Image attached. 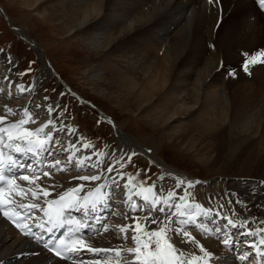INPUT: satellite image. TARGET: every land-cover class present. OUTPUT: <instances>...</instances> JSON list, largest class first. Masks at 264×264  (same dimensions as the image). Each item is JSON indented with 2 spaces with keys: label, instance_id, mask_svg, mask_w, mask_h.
Instances as JSON below:
<instances>
[{
  "label": "bare ground",
  "instance_id": "bare-ground-1",
  "mask_svg": "<svg viewBox=\"0 0 264 264\" xmlns=\"http://www.w3.org/2000/svg\"><path fill=\"white\" fill-rule=\"evenodd\" d=\"M47 1L53 4L48 5L46 10H49L60 29L67 34L74 33L82 36V40L87 42V46L104 50L106 54L104 67L108 72H116L117 75L109 73L114 82L107 79L105 82V79L95 70L93 74L87 76V79L96 84L97 88L107 83L105 85L110 88L109 95H115V99L125 105L134 104L137 106L144 120L151 117L154 122L156 121L161 126L170 122L169 129L176 127L174 123L178 122L179 116H188L189 121L185 124L182 123L179 131L171 133L174 140L180 144L185 143L186 146L197 144L201 139H206L209 136L217 143H221L223 140L222 149L217 146L218 150L223 151L227 148L226 144H229L224 140L228 134L236 137L245 136L244 138L246 136L255 137V139L252 138V140L245 142L240 149L235 143L224 153H220L225 159V162L221 164V169L227 170L229 161L237 155L246 159L254 167H259V164L264 166V155L259 156L264 150V65L255 64L256 73L261 77L255 84L250 83L248 85L249 80H247L246 84H236V86L234 84L235 87L232 86L235 91L232 95L229 93L230 98L232 97L229 106L225 104L226 98L223 99V91H225L228 83L231 85L235 82L232 81L233 78L226 77L231 81L227 80V82L225 79L224 83L220 82L224 84L223 86L220 84L222 89L215 88L216 82L223 81L219 71L222 61L229 63V75L235 74L243 67L244 63L234 64L242 56L247 57L251 54L254 51V46L264 44V8L260 7L258 0H24L25 3H28L27 5H33L34 8L41 5L40 3H48ZM192 9L194 10L192 11ZM176 23L180 24H178L179 27L173 28ZM17 33L26 37L20 31ZM206 41L208 44L212 42L213 47L210 50L206 46H202V42L206 43ZM216 44L219 50L214 46ZM204 47L209 52H206ZM236 51L248 54L239 56ZM3 55L0 53V118H3V122H0V128L7 130L4 132L5 135L15 133V137H17L25 134L20 133V125L28 122V115L37 108L32 106L27 112L20 115L12 113L21 112L25 105H29L27 99L30 98L28 96L36 94L37 91L35 85L29 91L23 88V91L21 90L20 85L16 83L18 80L13 63L8 56ZM200 59L203 61L198 64ZM251 70L255 74L252 68ZM188 85H191V90L187 89ZM4 87L7 89H17L18 87L21 92L25 93V98L19 99L20 91L17 93L12 91L5 95ZM19 103L22 106L20 109ZM36 114L45 120L34 129L37 133V129L44 128L40 134L43 136L42 139L45 138V153L43 156H38L40 149H37L32 153L11 155L16 161L15 166L21 168L22 173L30 176L27 184H22V190L28 191L27 195H22V197L28 198L29 201L17 203L15 210L7 206L4 212L11 214L12 211L21 210L27 213H37L43 203L55 200L60 192L72 185H80L78 191L80 193L86 192L85 196H87L92 186L96 182L102 181L101 179H103L102 185L97 191H106V188L107 191H112L111 193L116 192L114 195L110 194V197L113 198L111 201L114 207H121L120 202L117 203L115 200L116 197H120L117 192L127 187L120 180L118 167L122 160L118 161L117 158L122 156L124 149H121L116 155L105 156L100 163L101 171L98 173L97 169L90 165V162H81L77 155L74 156L73 153H69V149L75 151L82 146V143L77 142L80 139H75L73 133H66L68 125L60 115L58 116L54 112L48 114V111L41 110V107L40 110H36ZM38 118H35L37 124ZM49 119L54 120L56 129H63L53 134V142L47 140V130L52 127L48 125ZM13 124L16 127H12ZM165 127L167 128V126ZM257 135L258 139H256ZM119 136L130 148L141 150L142 146L136 144L135 141L132 142L131 139L128 141L129 138L126 140L127 137L123 134H119ZM63 138H66L70 144H73L74 141L77 144L74 147L68 146L64 149L60 147L63 144L60 139ZM73 138L74 140L71 141ZM155 142L157 143V141ZM48 147L56 148L51 150L52 153L58 151L54 155H47ZM149 148L151 149H147V151L144 147V152L146 151L149 157L158 155L157 144L155 145L153 142ZM219 157L217 158L219 159ZM49 158H62L63 160L59 159L60 164L51 168L55 162H48L46 165L43 162ZM64 160L66 162H63ZM71 162L74 164L80 162L78 163L79 167L77 165L75 168L73 165V169H76L78 173L76 175L74 172H70V175H56L54 181L51 179L52 184L49 187L48 177H45L46 180H44L40 173L44 170H51L53 173L66 170ZM21 165L27 167H21ZM10 166L15 169V166ZM106 167L115 170L106 173L107 171L104 170ZM86 171L89 173L95 171L92 176L99 175L102 178L98 181L80 179L86 176ZM18 183L19 181L13 184L12 190ZM116 185H118L117 188L120 187L118 190L114 187ZM129 185L131 186V184ZM261 185H254L253 188H257L256 190H250L251 187L244 190L245 192L236 189L237 187L233 185L231 186L234 187L230 197L234 198L233 214L235 217L228 215L226 221L228 218H234L236 221L239 218L242 219V224L237 227L228 225L227 222L223 224L220 218L224 220V212H219L218 217L205 215L209 205L203 203L201 210L206 212L203 217L204 223L198 220L201 216L197 210H194L195 223L189 221L181 225L176 219L170 222L164 217L155 224H149L147 220L152 217L148 216L143 223L145 226L140 230L134 228L135 231H133V229L130 230L125 227L129 225V222L133 225V222L136 221L130 218L127 208L121 207L123 211L120 208H114L121 213H116V217L109 220L113 226V229L109 227L111 233L97 234V225L95 227L88 226L86 230L88 239L81 245V251L73 264H132L136 260L135 255L121 251L137 246L136 242L131 239L132 235H135L140 244L143 245L148 239L145 235L146 232L158 231L163 228L165 229L164 236L176 239L173 229L179 231L184 229L186 224L199 226L195 229L196 235L191 234L188 229H184L189 233L188 238H186L188 244L184 256L178 254L174 256L179 264H199L200 257L206 256L204 252L200 251L201 245L209 251L208 259L216 260V263L211 264H244L245 262L264 264V257H261L253 247L255 245L259 248L260 241L264 240V200H262L264 187L262 188ZM249 191L252 192L249 193ZM149 198L156 199L152 194L149 195ZM162 201L170 202V214L174 215L177 210L174 201L169 199H162ZM7 203V199L4 198L0 205L5 206ZM177 204L184 205L181 202ZM21 205L28 207L22 208ZM32 205L36 207L31 208ZM98 205H100V210L95 211ZM139 207L138 205L137 209ZM162 208L166 213L168 206L163 205ZM76 209V213L84 214V218L88 219L87 223H93L97 220L102 222L105 216L109 217L106 213L107 204L104 200L97 204L89 203L85 207L81 205ZM3 213L0 212V264H71L52 258L38 247L39 242L37 240L29 242V240L19 237L2 219ZM138 213H140L141 222L143 213L139 210ZM122 219L124 220L122 221ZM140 225L142 226L141 223ZM114 229L117 231L114 232ZM246 229L248 232H245ZM217 230L218 232H215ZM216 233L220 234L221 240L226 237L230 241V245L227 247L223 243L221 244L223 246L221 251L215 248L213 239L203 238L209 235L215 237ZM193 237L202 238L203 241L199 245L193 244L191 243ZM125 239L127 242L122 241ZM233 240L235 243L232 245ZM164 245L165 240L161 239V257L167 256L169 258V253ZM91 248L111 249L112 251L94 253L89 251ZM117 251L121 252L119 256L116 254ZM143 251L148 253L154 249H143ZM261 251L264 252V247L261 248ZM245 252H248L246 256L248 259L241 261L237 255ZM171 255L173 256V254ZM99 256L109 258V260L99 262L97 260Z\"/></svg>",
  "mask_w": 264,
  "mask_h": 264
},
{
  "label": "rangeland",
  "instance_id": "rangeland-1",
  "mask_svg": "<svg viewBox=\"0 0 264 264\" xmlns=\"http://www.w3.org/2000/svg\"><path fill=\"white\" fill-rule=\"evenodd\" d=\"M27 4L28 3H25L24 0H0V52L8 56L13 63L18 83L23 87L29 88H33V85L36 86L37 93L34 98L31 99V104L34 105V107L39 106L36 107L37 110H40L41 107V110L48 111V108L51 106L53 109L52 114L53 112L57 113L58 116L60 115V117L64 119L63 121L70 126L72 117L78 115L80 121L78 118L76 120L79 124L81 122L78 133L82 136L81 138L84 139V144L91 143L89 147L92 148V146H95L103 158L110 154L116 155L117 152L124 149L121 154L122 156L117 158V160H122V163L118 167V172L121 173L125 181H130L144 187L151 186V184L156 182L157 184H161L157 186V189L162 191L164 195L174 197L175 199L183 198L185 202L188 200L192 201L193 199L202 201V199L207 198V196H210L213 201L214 195L210 191L216 196L218 195V198H221V196L226 198L233 194L232 189L234 187L242 191L251 187L252 189L250 190H256L257 188H253L254 185L260 186L262 184L261 187H264V166L261 164H259V167H254L249 164L246 159L237 155L235 158L233 157L231 159V161L233 159L235 160L232 162L229 161L227 170L221 169V164L225 162V159L220 153H224L225 150L229 149V147L235 143L237 148L240 149L245 142L252 140V138L255 139V137L251 138L246 136V138L249 139L247 140L244 138L245 136L236 137L228 134L224 140L229 144H226L227 148L225 146L226 149L223 151H221L223 140L221 143H217L209 136L206 139H201L194 145L186 146L185 143L180 144L177 140H174L171 133L173 134L179 131L182 123L185 124L189 121L188 116H179L177 118L178 122L174 123L176 127H173L172 130L169 129L170 122L161 126L157 124L156 121L154 122L151 117H148V120H144L137 106L134 104L125 105L123 102L121 103L118 99H115V95H109L110 88L105 85L107 83L97 88L98 86L96 84L91 83L89 79H87V76L93 74L95 70L96 73L99 72L97 74L105 79V82H107V80H113L110 74L117 75L116 72H108L106 67H104V56H106L104 50L87 46V42L82 40V36L74 33L67 34L64 30L60 29L57 25V21L50 15L49 10H46L48 5L53 4L52 2L40 3L41 5L37 8ZM194 7L193 5V8ZM193 10L194 9H192V11ZM178 24L179 23H176L173 28L179 27L180 24ZM18 31L25 34L26 37H22L17 33ZM27 38L30 42H26ZM202 46H206L208 50L213 47L212 42L208 44V41H206V43L202 42ZM214 46L219 50L217 44ZM253 49L254 51L247 57L242 55L248 53L236 51V54L242 57L234 65L246 62L248 64V71H244L242 67L239 71H236L235 74L229 75V63L222 61L220 64L222 66H220L219 70L221 73L220 78H222L223 81L216 82L215 88L222 89L221 87L224 85L225 79L226 81H231L227 79L229 77L233 78L232 81H235L231 85L228 83L227 87H225L226 92L223 91V99L224 97L226 98L225 104L228 106L231 105L230 102H232V97L230 98V96L234 93L233 91H235L232 89L234 84L235 86L236 84H246L247 80H249L248 85L250 83L255 84L256 81L261 78L259 74L256 73L255 64L264 65V44H258L254 46ZM206 52L209 51L206 49ZM202 59H200L198 64H201L203 61ZM224 59L226 60L225 57ZM251 68L254 70L255 74L252 72ZM55 73H57L58 77ZM39 74L41 75L39 76ZM61 80L68 86L65 87L61 83ZM112 82H114V80ZM66 88L68 91H66V93L62 92V90L64 91ZM4 89L3 92H5V95H8L12 91L14 93L20 91L19 88L18 90L9 88L12 90L7 93V88L4 87ZM187 89L191 90V85H188ZM229 93H231V95ZM19 94L20 97L25 98L24 92L20 91ZM45 97L48 99L47 104L44 100ZM28 98H30V95ZM86 100L91 102L94 106ZM99 110H102L103 113H100ZM179 120L181 121L179 122ZM165 126H167V128ZM32 127V125L24 126L25 129H30ZM72 130L74 129L72 128ZM67 131L66 133L68 134L71 131L69 126ZM118 133L127 137L126 140L129 138L128 141L132 140V142L135 141L136 144L141 145V150H134L127 146L126 142L123 141ZM73 134L75 136L74 138L80 139L74 132ZM158 135L159 137H156ZM256 139H258V135ZM152 141L155 145L157 144L158 155L149 157L146 151L144 152V147L146 150H150L151 148H149V146L152 145ZM155 141H157V143ZM217 146L221 149L218 150ZM135 153L136 155H134ZM262 155H264V150L259 156ZM218 156H220L219 159L217 158ZM129 157H131L130 160ZM259 158L261 159L262 157ZM71 165V172H73L75 171L73 169V165L75 166V164H69V168H71ZM69 172L70 170L61 171L59 175H67ZM49 175L45 177H48V186L50 187L52 184L50 182L51 179L54 181L56 176L51 172ZM220 177H222L221 181L217 180ZM197 178H202L203 183H200L201 181ZM210 181L213 185L210 184ZM207 182L209 183L208 185H206ZM179 185H182L183 188ZM232 185L234 187H231ZM114 187L117 190L120 188H117L118 185ZM141 189L148 188L141 187ZM171 191H175L177 195L172 194ZM224 192H227V194H223ZM251 192L252 191H249V193ZM189 196L190 199L188 198ZM207 199V202H210V199ZM262 200H264V195L262 196ZM203 202L207 203L206 201ZM136 204L138 205V202ZM231 204L232 203L229 202L228 206ZM201 205L203 206L204 204L202 203ZM216 206H220L221 209L223 207V210H225L224 206L219 204ZM182 208L186 211L191 209L190 207H185V205H182ZM226 210L228 211L227 208ZM210 216L212 215L210 214ZM123 220L124 219H122V221ZM220 220L223 221V224L225 223L222 218H220ZM180 224L182 225V223ZM198 226L199 225L186 224L183 228L188 229L192 234L196 233L195 229L198 228ZM191 228L193 230H190ZM115 231L117 230H114V232ZM202 241L201 239L199 243ZM99 258L101 257L99 256ZM212 260V263H216L215 259Z\"/></svg>",
  "mask_w": 264,
  "mask_h": 264
},
{
  "label": "snow or ice",
  "instance_id": "snow-or-ice-1",
  "mask_svg": "<svg viewBox=\"0 0 264 264\" xmlns=\"http://www.w3.org/2000/svg\"><path fill=\"white\" fill-rule=\"evenodd\" d=\"M258 3H259L261 8H264V0H258ZM243 68H244V71H248V64L246 62L244 63ZM21 90L23 91V89H21ZM45 99H47V97H45ZM37 107H39V106H37ZM52 111H53V109L50 106L48 108V114H51ZM0 122H3V118H0ZM21 123H23V121H21ZM48 125H51L52 127L49 129V131L47 133V140L49 142H53V134L55 132L63 130V129H56L55 128V122H54L53 119H49L48 120ZM48 125H45V127H48ZM12 127H16V125L13 124ZM5 131H7V130L3 129V128H0V145L7 147V146H10V145H3L4 136L2 134ZM43 131H44V128L37 129V133H40V132H43ZM24 135L25 136H31L32 133L25 132ZM7 139L9 141H13V139L22 140V138L20 136H17L15 138H13V136L10 135V134L7 136ZM28 144H29V147L27 148V152H30V153L34 152V147H33L32 141H28ZM35 146L38 147L40 150H44L45 140L37 141ZM15 151L16 152H20L21 151V147H20L19 143L16 144ZM0 155H2V147H0ZM49 155H51V152H49ZM130 158L131 157H129V159ZM8 161H9V163L12 166L16 165V161L13 159V157L9 156L8 157ZM59 164H60V160L56 159L55 160V164L51 165V168H55ZM21 167H27V166L21 165ZM104 170L109 172V173H111L115 169L106 167ZM2 171H3V160H0V173H2ZM42 174L47 176V175L50 174V172L45 170V171H43ZM22 178L24 180H28L29 179V175L26 174ZM101 178L102 177L99 176V175H93L91 177L83 176L80 179H82L84 181H89V180L98 181ZM5 179L6 178L2 174H0V180H5ZM121 179H123V177H121ZM8 183H14V181H8ZM82 187L83 186L81 185V188ZM149 191H151V189H149ZM21 192H23V190H21ZM45 194L47 195V193H45ZM33 195L35 196V193H33ZM61 199H63V197H61ZM144 199H145V201H147V197H144ZM21 207L24 208V207H28V206L21 205ZM35 207H36L35 205L31 206V208H35ZM196 207L198 208L199 205H196ZM132 208L133 209H137L138 208L137 204H133ZM156 210L159 211V212H164L165 211L164 208H157ZM177 210H179L178 206H177ZM4 215L8 216V213L4 212ZM181 215H183V213H181ZM166 219H167V216H166ZM147 222L148 223H153V224L157 223V221L155 219H153V218H149L147 220ZM183 222L184 223H188L189 221H183ZM191 222L195 223V220H191ZM226 222L229 225L232 224L231 220H227ZM14 223H15V221H14ZM16 226L19 228L20 224L17 223ZM125 227H127V226H125ZM249 227H250V225H249ZM133 231H135V229H133ZM173 231L175 233L176 239H172L171 237L164 236L163 234L165 232V229H163V228L158 230V231H148V232L145 233V235L148 237V239L143 245L140 244V241L137 239V237L135 235H132L131 239L136 242L137 246L135 248H127L126 250H121V251H126L129 254H134L135 255L136 260L133 261L132 264H137V262H139V264H176L174 256H175V254H178L179 256H184V253L187 250V244H188V239H186V238H188L189 233H188L187 230H184V229H181L179 231H176L175 229H173ZM26 234L32 235L38 241L42 239V236H40L39 234H36V233L29 232V233H26ZM125 238H127V237H125ZM161 239L165 240V245L164 246L167 249V252L169 254H173V258H168L167 256L161 257V254H160ZM191 243L199 244V241L196 240L193 237V238H191ZM222 243L226 247L230 245V241L226 237L222 240ZM260 243L264 244V240H261ZM45 246H47V245H45ZM253 247L255 248V251L261 255V257H264V252H262L260 248L255 247V245H253ZM149 248L154 249V251L148 252V253H145L143 251V249H149ZM89 251H92L94 253H99V252H102V251L103 252H110L112 250L111 249H101V248H91V249H89ZM200 251L204 252V254L206 256H210V253L205 250V247L203 245L200 246ZM73 254L74 255H79V252L77 250L73 249ZM116 254H117V256H119L121 254V252L117 251ZM56 255L59 256L60 253L57 252ZM142 257H143V259H141ZM239 259L241 261H244V260L248 259V257H246L244 255H241L239 257Z\"/></svg>",
  "mask_w": 264,
  "mask_h": 264
}]
</instances>
